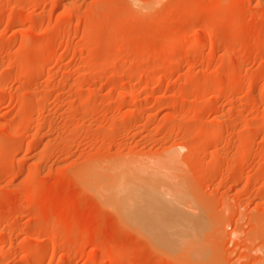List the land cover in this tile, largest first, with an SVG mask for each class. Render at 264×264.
<instances>
[{"label":"rangeland","instance_id":"1","mask_svg":"<svg viewBox=\"0 0 264 264\" xmlns=\"http://www.w3.org/2000/svg\"><path fill=\"white\" fill-rule=\"evenodd\" d=\"M0 264H264V0H0Z\"/></svg>","mask_w":264,"mask_h":264},{"label":"bare ground","instance_id":"2","mask_svg":"<svg viewBox=\"0 0 264 264\" xmlns=\"http://www.w3.org/2000/svg\"><path fill=\"white\" fill-rule=\"evenodd\" d=\"M140 174H142V173H140ZM140 174H137V176L135 175L136 177L130 176V175L124 176V177L118 176L116 178H113L111 180V182H109V180H108L109 183H107L106 185L104 184L105 186L104 187L102 186V188L100 187L101 191H98V192H101V195L104 197L103 199H105L106 202L109 203V205L111 204V206L116 208L117 211H119L124 217H126V219L130 223L135 225L136 228H139L140 231H143L147 235L152 236V238H154V240L156 241V243L159 246L165 247L166 249L170 248L171 246L173 247L175 245V243L178 242V240L177 241H176V239L173 240L176 237L171 236V233H170L171 223H173L171 221L172 216L170 217L171 214H169V208H167V206H165L168 204L167 201H169V200L167 198H164L165 195H163L164 193H162V191L159 189L157 184L154 187L151 186L150 185L151 180L149 181V179H148L149 177L147 178V176H146V178L148 179L147 180L145 177H143V175L140 176ZM99 185L100 184L98 183V185H94V187L98 186L97 190H99ZM160 188H161V186H160ZM165 200H167V201L165 202ZM151 205L157 207L155 213L151 212V210H152ZM177 208L175 210H177ZM175 213H177V212H175ZM180 213H182V212L180 211ZM175 218H177V217H175ZM179 219L182 220L180 217H179ZM174 220H176V219H174ZM184 220H186V219H184ZM182 224H186V222H183ZM187 224L185 225L186 227H187ZM152 226L156 227V229H155L156 235H152ZM173 227H174L173 230L175 229L173 232L174 235L176 234L179 237L181 236V238H182V235H183V237H185L187 235V234H184L185 231L183 233L181 232V235H179V233H180V230L178 229L179 227H177L176 225ZM184 230H186V229H184ZM175 232H177V233H175ZM178 236H177V238H179ZM186 237L187 238H185V239H189V235ZM190 237H191V235H190ZM192 239H193V237H192ZM183 240H184L183 238H182V240H179V242H180L179 245H182L185 243V242L183 243ZM192 241H194V240H192ZM172 244H174V245H172ZM176 245H177V247L179 246L178 244H176ZM174 248L175 247L172 248L173 251H175ZM179 248H181V246L178 247V249ZM190 249H192V248H189V251H190ZM184 252L186 254L187 251L184 250ZM179 253H181V255H182V249H181V252H179ZM193 253L194 252H192V254ZM185 254H183V255H185ZM191 257L194 258V256H192V255H191Z\"/></svg>","mask_w":264,"mask_h":264}]
</instances>
